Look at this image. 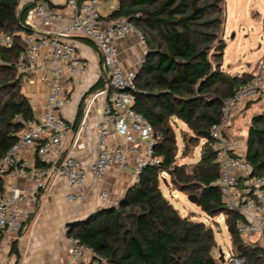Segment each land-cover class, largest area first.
I'll return each mask as SVG.
<instances>
[{
    "label": "trees",
    "instance_id": "trees-1",
    "mask_svg": "<svg viewBox=\"0 0 264 264\" xmlns=\"http://www.w3.org/2000/svg\"><path fill=\"white\" fill-rule=\"evenodd\" d=\"M37 1L17 11L18 0H0V35L12 37L11 46L0 44V157L16 141L21 127L17 117L33 119L16 70L23 50L17 32L33 33L22 23ZM116 1L119 8L107 18H125L144 38L146 51L135 76L138 90L133 108L159 135L154 154L160 163L143 167L116 207L68 224L66 235L102 257L104 264H221L213 254V230L202 221L181 216L163 196L159 180L166 172L173 189L195 195V204L207 216L225 214L236 255L248 264H264V250L237 235V213L225 207L213 184L219 169L210 127L222 118L223 100L256 74L231 75L222 70L224 0ZM102 87L100 79L88 93ZM175 120L183 122L188 133L182 135V155L204 141L200 158L189 171L176 162ZM244 156L252 176L264 177V111L251 119ZM35 166L43 169L49 165L36 160Z\"/></svg>",
    "mask_w": 264,
    "mask_h": 264
},
{
    "label": "built area",
    "instance_id": "built-area-1",
    "mask_svg": "<svg viewBox=\"0 0 264 264\" xmlns=\"http://www.w3.org/2000/svg\"><path fill=\"white\" fill-rule=\"evenodd\" d=\"M26 3L35 0H25ZM117 2V1H116ZM100 0H65V7L70 15L61 35L78 36L91 42L101 53L103 71L106 77L105 89L88 94L83 98V113L86 114L96 95L104 93L100 120L96 126V158L89 169L82 167L73 152L60 161L64 141L69 125L59 112L68 104V97L62 86L64 74H84L88 62L79 57L73 42L58 37L43 38L33 33L21 36L23 50L20 53L16 70L22 81L30 79V73L38 66L39 54L50 48L49 64L40 66L41 79L50 77V87L41 115L37 119L17 117L21 127L16 141L0 157V239L4 232H15L22 218L23 190L17 185H8L4 178L22 179L26 182L36 180V187L42 188L45 172L39 168L28 170V162L22 157L24 151L36 155L41 162L47 163L50 154L57 170L63 176L68 187L74 188L86 183L88 176L101 179L114 166H122L128 150H132L136 162V172L148 165H157L160 158L154 154V145L159 139L151 124L133 108L136 72H124L117 64L115 41L136 32L144 44L142 34L123 17L110 19L104 23L101 19ZM119 4L109 7V13L117 10ZM59 13L48 0H38L29 9L22 25L34 30L35 20L43 26H50ZM0 44L9 47L11 35H3ZM264 88V61L259 65L253 78L238 87L234 93L222 102V118L210 127L214 162L219 169L213 184L219 189L221 200L228 210L237 213L235 229L237 235L247 244H253L264 250V177L252 176L250 163L244 155L237 153L226 129L232 117V111L243 103L256 99ZM123 141L131 147L123 146ZM165 173V172H162ZM241 179L242 184H240ZM105 192L100 194L101 197ZM80 198L71 194V201ZM251 241V242H250ZM66 264H104V259L93 255L92 251L82 246L77 239L69 238L68 260ZM221 264H248L245 258L232 250L223 254Z\"/></svg>",
    "mask_w": 264,
    "mask_h": 264
},
{
    "label": "crops",
    "instance_id": "crops-1",
    "mask_svg": "<svg viewBox=\"0 0 264 264\" xmlns=\"http://www.w3.org/2000/svg\"><path fill=\"white\" fill-rule=\"evenodd\" d=\"M48 1L57 9L59 16L50 26H43L39 20H35L33 34L37 37L47 39L58 37L73 42L77 55L88 62L86 73L72 76L64 74L62 79L68 104L59 113L69 125V130L59 161L73 152L82 167L89 169L96 158V126L100 120L104 93L95 96L86 114L83 113V98L105 89L103 59L99 50L88 40L74 35H61L69 20L70 11L65 7V0ZM24 4L25 0H18L17 11ZM116 4V0L101 1L99 8L104 23L110 21L107 18L110 14L109 7ZM17 33L22 36L25 32L22 30ZM2 36L3 34L0 38ZM115 47L119 67L124 72L129 70L137 72L146 51L145 43L139 41L137 33L131 32L124 38L116 40ZM49 53L50 48L43 49L39 54L38 66L30 73V79L21 80V92L29 101L33 119L40 117L51 84L49 76L47 79H41L43 71L40 69V66L49 64ZM229 74L239 75V72ZM100 79L103 81V87L88 93ZM244 104L234 109L233 116L243 109ZM78 109L80 115L76 120ZM228 126L227 134L231 130L230 124ZM122 143L128 148L132 146L125 141ZM49 156L52 159L47 162L49 166L41 169L45 172L42 175L44 180L42 188L36 187V180L26 182L19 178H4L8 185H17L23 190L24 199L19 228L15 232H4L0 239V264H66L69 247V237L66 235L68 224L84 220L100 209L116 207L138 176L134 153L128 150L122 166H112L99 180L89 175L84 185L70 188L57 170L58 163H55L51 154ZM22 157L28 162V170L37 168L36 155L24 151ZM102 192H105L103 197L100 196ZM71 194L79 195L80 198L71 201L68 199Z\"/></svg>",
    "mask_w": 264,
    "mask_h": 264
},
{
    "label": "rangeland",
    "instance_id": "rangeland-1",
    "mask_svg": "<svg viewBox=\"0 0 264 264\" xmlns=\"http://www.w3.org/2000/svg\"><path fill=\"white\" fill-rule=\"evenodd\" d=\"M223 5L225 21L222 38L226 42V47L222 69L228 73L239 72V75L257 73L260 63L264 61V0H224ZM262 111H264V88L256 99L246 102L239 113L233 116L234 111H232L233 117L228 123L231 130L228 131V135L238 154H245L251 119ZM173 128L177 142L176 162L185 164L186 170L189 171L198 162L204 141L199 140L193 148H189L187 155H182L184 147L182 135L188 134L187 129L185 124L178 120H175ZM242 181L241 179L240 184ZM159 185L163 196L181 216H190L193 220L202 221L213 230L216 241L213 254L217 260H219V249L223 254L232 249L231 236L225 224V214L207 216L195 203L188 200V194L173 189L171 178L166 172L160 174Z\"/></svg>",
    "mask_w": 264,
    "mask_h": 264
},
{
    "label": "water",
    "instance_id": "water-1",
    "mask_svg": "<svg viewBox=\"0 0 264 264\" xmlns=\"http://www.w3.org/2000/svg\"><path fill=\"white\" fill-rule=\"evenodd\" d=\"M23 26V25H22ZM23 28L25 29V27L23 26ZM28 29V28H27ZM34 32V31H33ZM231 37H233V34L231 35ZM188 200L192 203H195L196 201V196L191 194V195H188ZM219 261L222 262L223 260V252L219 249Z\"/></svg>",
    "mask_w": 264,
    "mask_h": 264
}]
</instances>
